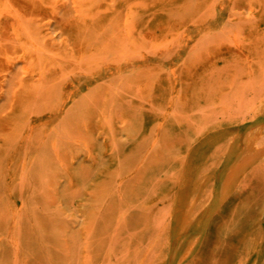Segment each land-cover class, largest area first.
Returning a JSON list of instances; mask_svg holds the SVG:
<instances>
[{"label":"rangeland","instance_id":"1","mask_svg":"<svg viewBox=\"0 0 264 264\" xmlns=\"http://www.w3.org/2000/svg\"><path fill=\"white\" fill-rule=\"evenodd\" d=\"M0 264H264V0H0Z\"/></svg>","mask_w":264,"mask_h":264},{"label":"bare ground","instance_id":"2","mask_svg":"<svg viewBox=\"0 0 264 264\" xmlns=\"http://www.w3.org/2000/svg\"><path fill=\"white\" fill-rule=\"evenodd\" d=\"M255 137L250 136L245 139V146L241 150H236L235 146H231L228 150V157H231V161L224 174V188L226 194L231 190L233 185L236 183L241 173L254 161L253 149L255 146ZM263 150V149H262ZM202 170L196 168L191 178V183L194 188H197V193L194 199L185 205V209L181 214L178 221L179 231H184L188 227L192 226L196 220L197 209L199 206L200 196L205 195V185L208 179L203 176ZM207 187V186H206ZM201 197V198H202ZM261 239L257 237L254 241L253 249L258 250Z\"/></svg>","mask_w":264,"mask_h":264}]
</instances>
